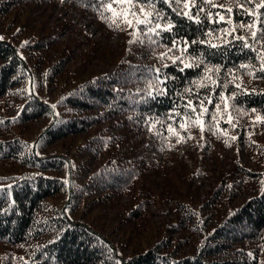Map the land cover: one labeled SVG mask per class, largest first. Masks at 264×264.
Listing matches in <instances>:
<instances>
[{
    "label": "trees",
    "instance_id": "1",
    "mask_svg": "<svg viewBox=\"0 0 264 264\" xmlns=\"http://www.w3.org/2000/svg\"><path fill=\"white\" fill-rule=\"evenodd\" d=\"M58 3L131 36L125 57L101 72L88 71V58L76 73L67 70L74 47L52 59L58 35L36 11ZM148 14L153 23L137 28ZM262 15L264 0H0V163L12 167L0 174V264H264ZM156 24L173 28L157 35L149 31ZM41 119L45 129L27 138L24 127ZM190 130L202 132L207 148L215 140L255 162L235 161L199 207L226 193L250 196L216 219L177 198L183 217L169 229L189 234L136 241L148 204L182 193L174 182L191 178L171 159L140 160L133 138L148 132L167 147ZM61 140L67 152L43 154ZM164 174L171 187L162 192L156 177ZM125 193L135 202L114 227L119 242L92 222Z\"/></svg>",
    "mask_w": 264,
    "mask_h": 264
},
{
    "label": "rangeland",
    "instance_id": "2",
    "mask_svg": "<svg viewBox=\"0 0 264 264\" xmlns=\"http://www.w3.org/2000/svg\"><path fill=\"white\" fill-rule=\"evenodd\" d=\"M38 15V22L46 23L48 27L55 30L58 35L59 42L50 50L49 54L52 59L56 58L59 51L68 46L76 49L77 55L75 59L69 60L67 70L70 72H79L83 67V60L90 61L88 71L101 72L112 70L116 62L122 57H125L127 49L132 41L131 36H122L118 32L111 29L106 23L99 20H94L85 13L79 11L74 6L69 4L52 5L46 8L43 12L36 11ZM240 31V29H237ZM246 33H252L247 29ZM117 60V61H116ZM261 69L264 72V61L260 62ZM248 81L246 78H244ZM48 120L41 119L34 123L28 124L25 129L27 138H32L38 132L41 133L46 127ZM104 126V125H102ZM32 140V139H31ZM134 141L139 142L138 158L143 161L155 163L165 162L166 160H173L176 162V169L178 171L184 170L188 175L190 174V184L183 182L180 184L174 182V190H179L180 194H160L157 197L156 203L148 204L146 207L150 212L149 217L142 220V226L145 229L139 233L140 241L145 243L148 239H160L162 236H171L178 238L188 235V231L172 232L169 229V223L176 218V216L183 217L181 212L175 211V201L180 198L189 202L192 207L200 210L202 213H212L215 218L219 213L227 212L231 207L239 205V203L250 196V193H239L238 195L228 197L226 193L225 201L218 205L209 208H200L201 203H206L215 183V178L221 176L222 173L231 168L235 161H239L246 166L254 167L255 162L252 158L243 152L237 154L234 148H224L218 145L215 140L210 142L213 147H206V137H203L202 132L190 130L182 139L174 140L169 146L164 147L150 134L140 133L133 138ZM67 140H61L49 148L45 149L43 154L65 153L67 152ZM237 159V160H236ZM239 159V160H238ZM10 167L7 163H0V174L10 172ZM173 181V177L169 175ZM156 186L157 190L162 192L168 190L171 186L165 183V174L157 176ZM171 181V182H172ZM183 192L185 194H183ZM130 193L121 195L115 205L105 206L99 212L104 214L98 220H93V224L98 226L100 223L106 233L114 241L123 242L124 236L114 231L117 221L121 218L126 210L131 208L135 201L132 200ZM93 217V216H92ZM94 218V217H93ZM216 219V218H215ZM91 221V218H88ZM192 225V223H191ZM199 238H195L198 241ZM144 246V244H143ZM16 250L15 247H9ZM122 248V247H121ZM193 243H189L183 248L184 252H192ZM127 254L131 253L132 247H125L123 249Z\"/></svg>",
    "mask_w": 264,
    "mask_h": 264
},
{
    "label": "snow or ice",
    "instance_id": "3",
    "mask_svg": "<svg viewBox=\"0 0 264 264\" xmlns=\"http://www.w3.org/2000/svg\"><path fill=\"white\" fill-rule=\"evenodd\" d=\"M130 14L134 15V13H131V10H130ZM152 16H153V14H148L143 19H138L136 21L137 28L147 27L148 25L152 24L153 23ZM213 22L215 23V21H213ZM127 23H129V25L131 24L130 21H127ZM172 28H173L172 24H168L167 27H165V28H161V26L159 24H156V27L155 28H149V31L150 32H155L157 35H159L161 31H171ZM259 34L260 35H264V15H262V17L260 19V33ZM256 38H257V33L254 32L253 35H252V39L255 40ZM238 39H245V38L238 37ZM129 42L132 43L134 41H129ZM180 43L181 44H185L187 42L181 41ZM190 43H196V41H192ZM175 46H176V44L174 42L173 47H175ZM189 46H190V44H189ZM213 47H215V46H213ZM169 51H172V49H169ZM186 51H187L186 48H184V47L181 48L182 55ZM162 55H166V54H162ZM177 61H181L182 62V56L181 57H177L176 60L173 61V63H176ZM200 63H203V61H200ZM193 66H197L198 67L199 64L190 63V64L185 65V67H193ZM181 70H183V69H181ZM217 70L218 69H209L208 71L212 72V71H217ZM200 87H206V85L201 84ZM191 111L192 112L196 111L194 106L192 107ZM205 111H207V110H205Z\"/></svg>",
    "mask_w": 264,
    "mask_h": 264
}]
</instances>
